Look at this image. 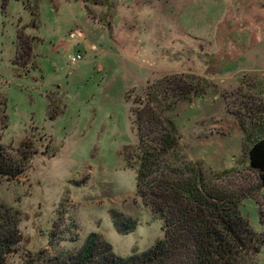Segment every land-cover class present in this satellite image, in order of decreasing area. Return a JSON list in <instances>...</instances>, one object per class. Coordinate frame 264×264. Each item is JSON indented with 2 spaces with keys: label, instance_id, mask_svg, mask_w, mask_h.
<instances>
[{
  "label": "rangeland",
  "instance_id": "1",
  "mask_svg": "<svg viewBox=\"0 0 264 264\" xmlns=\"http://www.w3.org/2000/svg\"><path fill=\"white\" fill-rule=\"evenodd\" d=\"M32 2L0 0V137L15 154L31 152L18 180L0 179V202L19 211L22 235L9 264L49 248L52 237L78 249L96 232L121 256L164 237L119 154L138 142L134 97L167 74L219 86L167 112L188 158L233 169L225 183L234 188L257 185L229 107L264 109V0H110L109 8L105 0H37V17ZM20 30L31 38L29 54L19 53ZM256 195L261 204L249 197L241 210L264 232V187ZM111 210L137 220L136 229L119 233ZM251 262L264 264V247Z\"/></svg>",
  "mask_w": 264,
  "mask_h": 264
},
{
  "label": "trees",
  "instance_id": "2",
  "mask_svg": "<svg viewBox=\"0 0 264 264\" xmlns=\"http://www.w3.org/2000/svg\"><path fill=\"white\" fill-rule=\"evenodd\" d=\"M87 1L84 0L86 4ZM105 3L109 8L110 0ZM37 4V0L27 3L33 17L38 15ZM17 40L19 53H31V38L24 30L18 31ZM212 86L219 93V86L205 76L171 73L148 81L144 96L133 99L138 142L125 146L119 155L125 167L136 171L137 196L154 218L162 221L163 238L145 251L121 256L96 232L78 249H63L52 237L49 248L27 251L22 264L252 263L264 247V232L254 229L241 204L249 197L261 204L256 193L264 187V109L247 104L238 110L229 107L244 133L242 144L249 168L257 174L254 188L226 184L225 178L233 169L215 172L207 170L200 161L189 159L183 151L176 121L167 114L183 100L193 102L206 97ZM237 94L239 98H248L242 88H238ZM231 95L227 91L222 93L227 101ZM30 159V151L15 154L0 137V179L18 180ZM110 215L121 234H129L137 227V220L131 217L115 210ZM19 220L18 210L0 202V264H9V256L22 239Z\"/></svg>",
  "mask_w": 264,
  "mask_h": 264
},
{
  "label": "built area",
  "instance_id": "3",
  "mask_svg": "<svg viewBox=\"0 0 264 264\" xmlns=\"http://www.w3.org/2000/svg\"><path fill=\"white\" fill-rule=\"evenodd\" d=\"M82 59V56L80 54L73 57V62H77Z\"/></svg>",
  "mask_w": 264,
  "mask_h": 264
}]
</instances>
